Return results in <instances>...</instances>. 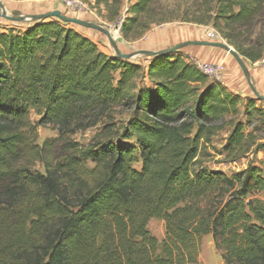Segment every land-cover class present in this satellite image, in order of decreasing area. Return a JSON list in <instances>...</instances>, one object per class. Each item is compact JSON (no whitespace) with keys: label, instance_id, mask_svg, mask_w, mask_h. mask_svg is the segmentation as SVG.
Returning <instances> with one entry per match:
<instances>
[{"label":"trees","instance_id":"trees-1","mask_svg":"<svg viewBox=\"0 0 264 264\" xmlns=\"http://www.w3.org/2000/svg\"><path fill=\"white\" fill-rule=\"evenodd\" d=\"M89 4L120 21L127 41L212 14L240 38L264 18V0H204L194 18L169 0H135L125 16V0ZM68 24L0 30V264H198L205 234L223 264H264L262 170L227 174L200 161L226 125L224 150L243 147L249 133L236 118H256L254 99L173 52L146 66L109 56ZM235 49L251 61L264 53L262 44L253 56ZM99 124L89 142L73 140ZM39 126L57 130L58 146L37 143ZM151 218L163 221L161 241Z\"/></svg>","mask_w":264,"mask_h":264},{"label":"rangeland","instance_id":"rangeland-1","mask_svg":"<svg viewBox=\"0 0 264 264\" xmlns=\"http://www.w3.org/2000/svg\"><path fill=\"white\" fill-rule=\"evenodd\" d=\"M1 1L4 4L6 13L8 14H12V11L15 10H18L22 14L59 10L66 16L97 23L111 31L119 50L123 53H131L140 49H168L186 41H212L226 43L235 51V45H243L247 53L253 56L260 49V45H264V18L262 21L256 24L246 26L244 28L243 37L240 38H236L239 35V29L236 30L233 25H226L223 21L215 19L212 14L210 22L206 24L174 21L163 23L161 25H152L151 28L139 38L127 41L120 32L121 22L118 21L111 23L106 21L102 14L92 8V6L89 4L90 0ZM134 1L135 0H125V6L122 14L123 16H125V10L127 6H129ZM169 2L182 5V7L188 11V17L194 18L204 15V0H169ZM32 22L33 21L30 20L14 21L0 16V30L6 31L10 28L15 30H23L29 27ZM68 25L76 29L82 35L94 41L99 49L107 55L115 56L113 47L105 34L97 30L85 28L72 23H69ZM184 28L190 29L194 34L182 36L173 40L172 42H165L163 45L156 44V46H150L152 43H158L162 39L160 38L161 36H156L154 40H150V37L156 35L157 33H166V31L171 29L182 30ZM254 40H258L257 43ZM172 52L174 55L181 56L185 61L193 64L195 67L198 63L220 65L221 78L217 80L215 78L208 77V80L216 81L229 90L233 89L230 91L241 95L243 98L249 97L254 99L255 106L260 109V113L258 115H254L256 118L254 117L249 119V124H247V119L242 114L237 116V120H240L246 124L245 132L249 133L243 147L239 151L234 154H228L224 150L228 133L231 130V127L226 125L223 129L217 131L215 135L211 137V141L207 146L203 157L200 159L202 164L208 169L218 170L227 174L241 171L248 165H254L259 167L264 175V101L255 97L250 88L249 81L244 75L236 59L228 51L222 48L196 44L187 45ZM239 55L248 69L251 82L254 84L257 91L264 95V53L260 59L255 61L249 60L244 55ZM149 59L150 57L140 55L132 57L128 59V61L130 63L146 66ZM237 79L242 82V87L237 84ZM30 116L33 121L38 118L34 112H32ZM125 117L126 114H117L115 119L119 120L124 119ZM100 128L101 127L99 124L84 131H78L72 136V138L79 143H87L94 137ZM37 133L38 144L42 145L46 141H52L54 146H58L59 141L56 140L58 132L51 126H39L37 128ZM34 168L37 170H42V165L40 163H36ZM257 196L264 202V190L258 192ZM148 229L152 235L161 241L164 236V224L162 220L151 218L148 222ZM198 264H223L219 252L214 247V243L210 234H205L201 238Z\"/></svg>","mask_w":264,"mask_h":264},{"label":"water","instance_id":"water-1","mask_svg":"<svg viewBox=\"0 0 264 264\" xmlns=\"http://www.w3.org/2000/svg\"><path fill=\"white\" fill-rule=\"evenodd\" d=\"M0 16L7 18V19H10V20H14V21H24V20L40 21V20H46L50 17H55V18H58L59 20L66 22V23H72V24H76V25H79V26H82L85 28L97 30V31L106 35L110 44L113 47V51H114L115 56L118 58H124V59H130L132 57H136V56H140V55H144L146 57H154V56L166 54V53L172 52L174 50L180 49L184 46L193 45V44L194 45L199 44V45H209V46L219 47V48H222V49L228 51L236 59V61L240 65L244 75L248 79L250 88H251L252 92L254 93L255 97L259 100L264 101V95L260 94L257 91V89L255 88L254 84L251 82L248 69H247L246 65L244 64L242 58L234 49H232L226 43L212 42V41H206V42L205 41H186V42L179 43V44H177L171 48H168V49H159V50L140 49V50L133 51L131 53H123L119 50L118 45L115 41V38L113 37L111 31L108 28H105V27H103L97 23L85 21V20H82L79 18L66 16V15L62 14L59 10L42 12L39 14H22L18 10H15V11H12V14H8V13H6L4 4L0 0Z\"/></svg>","mask_w":264,"mask_h":264},{"label":"crops","instance_id":"crops-1","mask_svg":"<svg viewBox=\"0 0 264 264\" xmlns=\"http://www.w3.org/2000/svg\"><path fill=\"white\" fill-rule=\"evenodd\" d=\"M176 32H178V29H171V30L166 31V33L165 32L157 33L156 35L150 37V40L151 39L154 40L156 38V36H161L160 38H162V39L160 40V42H158V43L154 42L150 46H156V44H159V45L162 44L163 45L165 42H167V43L168 42H172L173 40L182 37V36L177 37L176 36ZM196 45H199V44H196ZM203 46H209V45H203ZM210 47H215V46H210ZM216 48H219V47H216ZM236 82H237L238 85H240L242 87V85H241L242 82L239 79H237ZM230 90H233V89H230Z\"/></svg>","mask_w":264,"mask_h":264},{"label":"built area","instance_id":"built-area-1","mask_svg":"<svg viewBox=\"0 0 264 264\" xmlns=\"http://www.w3.org/2000/svg\"><path fill=\"white\" fill-rule=\"evenodd\" d=\"M196 68L210 78L219 80L221 78L220 65H214L209 63H198Z\"/></svg>","mask_w":264,"mask_h":264},{"label":"bare ground","instance_id":"bare-ground-1","mask_svg":"<svg viewBox=\"0 0 264 264\" xmlns=\"http://www.w3.org/2000/svg\"><path fill=\"white\" fill-rule=\"evenodd\" d=\"M25 14H39V13H25ZM181 33V34H180ZM194 33H192V31L190 29H182V30H179L178 29V32H176V36L177 37H180V36H189V35H193Z\"/></svg>","mask_w":264,"mask_h":264}]
</instances>
